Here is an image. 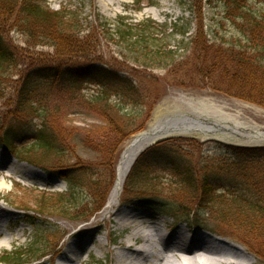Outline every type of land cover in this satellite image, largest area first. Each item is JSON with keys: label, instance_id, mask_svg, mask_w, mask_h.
I'll return each mask as SVG.
<instances>
[{"label": "rangeland", "instance_id": "1", "mask_svg": "<svg viewBox=\"0 0 264 264\" xmlns=\"http://www.w3.org/2000/svg\"><path fill=\"white\" fill-rule=\"evenodd\" d=\"M35 1L49 7L50 10L76 13L83 34L97 36L96 55L102 61L112 65L118 72L121 71L120 69L134 72L130 66L143 64L142 61L136 63L133 60L135 53L129 52L130 45L121 38L122 35L119 32L128 28H132L135 35L146 34L150 39L149 42L156 43L154 46L176 51L174 66L170 67L172 61L169 65L167 64L169 68L154 67L151 70H145L143 66H140L137 71L138 76L144 75L140 78L139 85L142 87L152 86L149 81V72L157 76L155 93H158L159 97L155 100L152 110H149L147 100L140 104H129L123 101L126 112L133 117L125 133L129 135L137 131L128 141L123 133L118 134L109 129L102 111L92 112L80 100L81 98L89 100L92 94L99 92L98 86L99 82H103L102 78H99L97 87H94L95 84L88 79L87 83L83 84V88L75 90L69 87L65 77L55 79V81L41 79L37 82L41 86L37 100H40V105L44 107L48 105L51 110L49 115H55L57 118L55 127L68 152L65 163L69 166L76 163L79 167L83 166V169L89 168L90 173L95 174L94 178L102 176L101 187L95 190V187L84 186L79 191V201L85 200L84 205L91 203L93 199H95L93 202L98 201L100 198L98 191L103 188L107 180H113L115 184L116 167L119 166L124 148L135 135L149 128L156 109L164 102H181L186 96L203 101L206 98L208 102L223 106L226 113L239 116L244 123L264 130V105L189 81L198 68L194 56H197L200 49V42L191 40L197 35L202 23L203 34L207 39L212 40L211 42L214 40L222 43L226 40L231 42L240 39L245 44L242 34L229 21H224L223 26H216V21L223 20L224 16V8L218 0H212L204 6L202 18H199L196 9L192 8L193 0ZM254 5L264 9V4L259 0H256ZM0 12L5 11L0 8ZM11 14L9 16V11L6 12L7 16L0 14V33L15 49L20 64L13 65L12 69L5 70L4 75L0 76L2 91L0 95V134L2 137L8 134L10 139L21 145L23 141L31 140L28 138L37 135L40 128L46 130L50 127L54 128V121L47 119V124H44L39 116L35 118L27 115L25 118H18L19 114L15 115L13 112V105L18 86L31 71L30 66L33 67L36 64L38 54L46 53L54 56L55 49L40 45L39 39L37 41L31 39L27 43L29 37H27L25 32L27 27L23 22L25 13L20 3L13 7ZM79 68L81 70L85 67L80 65ZM122 75L127 76L124 73ZM120 108L122 110L123 106ZM39 111L41 113V110ZM110 112L115 115L118 111L113 109ZM89 142L95 146L87 145ZM100 145L104 147L105 152L100 151L98 147ZM229 146L214 140L205 141L191 136H175L162 144L155 145L154 148L146 151L138 163L136 169H139L140 175H134L135 178H133L136 182L126 191L128 175L124 180L122 194L115 200L117 203L115 209L122 211L120 214H123L121 221H118L116 215L107 209L113 184L104 201V206L89 220L82 222L57 215L49 218L37 216L32 210H36V203L40 200L41 194L58 197L61 193L64 195L71 192V185L59 174L53 172L55 171L54 165H46V169L44 166L36 167L30 164L29 160L24 159L20 152L13 153L12 148L0 143V155L8 156L21 169L17 173H11L5 168L1 170L0 217L6 221L5 227L8 226L6 230L8 233L11 232L12 238L10 241L1 240L0 260L4 255L16 256L18 253L25 252L26 255L23 257L25 263L23 264H68L64 260V255L73 243L83 246L88 242L89 244L79 259L71 264H115L118 252L127 254L129 251L125 249L129 234L134 227L127 226L124 229L120 223L131 216L133 220L139 218L145 226L149 224L158 226L160 219H164L168 222V226L162 231L167 238L171 234L170 238L174 243H179L181 239L188 241L190 237L191 240L194 238L197 244L193 249L200 250V246L205 245L206 241H209L211 245L212 242L214 245L222 243L225 246L222 252L224 257L218 256V258L225 262L218 261L219 263L215 264H227L228 259L233 258L231 253L234 251H237V256L233 259L234 264H264L263 259L254 256L245 245H242L234 236L232 237L229 231L217 228L219 226V222L215 220L217 213L209 210L207 203L200 199L198 187L193 189L190 187L191 184L183 183L182 177L186 172L180 175L183 170H190L194 173L197 184L205 178H210L218 185V188L229 194L232 191L237 195L256 197V190L251 189L246 178L236 170L234 162L240 163L241 160L235 157ZM118 147L123 152L115 167ZM239 147L261 148L264 144L240 145ZM261 160H264V157ZM243 164H245L244 161ZM29 170L33 172L32 175H35V178L28 175ZM3 237L1 236L0 239ZM99 242L103 244L100 249L96 247ZM132 244L135 248H146L143 237ZM174 252H171L170 256L171 261L176 263L177 258L173 255H177V252ZM248 254L253 260L247 259ZM0 264L4 263L0 262ZM185 264L190 263L185 261Z\"/></svg>", "mask_w": 264, "mask_h": 264}, {"label": "trees", "instance_id": "2", "mask_svg": "<svg viewBox=\"0 0 264 264\" xmlns=\"http://www.w3.org/2000/svg\"><path fill=\"white\" fill-rule=\"evenodd\" d=\"M211 2L212 0H193L192 8L196 9L199 18L204 15V6ZM255 2L256 0H218V3L224 8V16L223 20L216 21V26H223L224 21H229L242 34L245 44L240 39L231 42L226 40L222 43H217L214 40L211 42L212 40L207 39L203 34L202 23L199 27L201 31L199 30L197 35H193L191 40L200 42V49L197 56H194L198 68L191 75L189 81L264 105V9L254 5ZM259 2L264 4V0H259ZM18 3L25 13L23 22L27 27L25 30L27 37L30 38L27 43L31 39L33 41L39 39L40 45L50 46L55 51L54 56H49L46 53L38 54L36 64L33 67L30 66L31 71L18 86L13 112L15 115L19 114L18 118H25L27 115H32L35 118L39 116L44 124H47V119L54 121V128L50 127L47 130L40 128L37 135L28 138L31 140L23 141L21 145L10 139L8 134L4 137L0 134V143L12 148L13 153L20 152L24 159L36 166H44L46 169V165H54L55 171L53 172L59 174L71 185V192L64 195L61 193L58 197L41 194L40 200L36 203V210H32L37 216L49 218L52 215H57L83 222L93 217V214L104 206V201L114 182L113 180L106 181L107 183L98 191L100 198L97 202H93L95 200L93 199L91 203L84 205L85 200L79 201V191L84 186L95 187V190L99 186L101 187L102 176L94 178L95 174L92 173V176L89 168L83 169V166L79 167L76 163L70 166L65 163L68 152L55 127L57 118L55 115H49L51 110L48 105L44 107L40 105V100H37L38 93L41 91V86L37 82L41 79L55 81V79L65 77L69 87L75 90L83 88V84H86L88 79L92 80L95 84L94 87H97L99 78H102L103 82H99L98 86L99 92L92 94L89 100L82 98L80 100L90 111L99 113L102 111L109 129L118 134L123 133L124 138H127L136 131L129 135L125 133L133 117L129 112H126L123 101L129 104H140L147 100L146 104L148 103L149 110H152L155 100L159 97L158 93H155L157 76L149 72V81L152 86L142 87L139 84L141 75H144L138 76L137 71L140 66H143L145 70H151L154 67L169 68L167 66L172 61L170 67L174 66L176 51L154 46L156 43L149 42L150 39L146 34L135 35L132 28H128L119 32L122 35L121 38L130 45L129 52L135 53L133 60L136 63L142 61L143 64L127 65L134 69L135 73L124 69H120L121 71L118 72L112 65L102 61L96 55L97 36L83 34L76 13L50 10L49 7L37 3L35 0H0V8L5 11L0 14L7 16L6 12L9 11V16L12 15L13 7H16ZM16 57L15 49L12 48L9 40L0 33V76L4 75L5 70L12 69L13 65L20 64ZM126 63L129 64V62ZM80 65L85 68L80 70ZM120 106H123L122 110ZM113 109L118 111L115 115L110 112ZM87 145L95 146L91 142ZM98 147L100 151L105 152L103 146ZM117 150L115 167L121 151L119 147ZM231 150L235 157L241 160L240 163L234 162L236 170L246 178L251 189L256 190V197L241 196L232 191L229 194L218 188V185L210 178H205L197 184L194 173L190 170H183L180 175L186 172L182 177L183 183L191 184L190 187L193 189L198 187L200 199L207 203L210 207L209 210L217 213L215 218L219 222V226L216 225L217 228L229 231L232 237L234 236L242 245H245L254 256L264 260V160H261L264 157V147H232ZM137 166L134 167L126 181V191L136 182L133 178L140 175L139 169H136ZM25 255V252L18 253L16 256L8 254L4 255L1 260L7 264H22Z\"/></svg>", "mask_w": 264, "mask_h": 264}, {"label": "bare ground", "instance_id": "3", "mask_svg": "<svg viewBox=\"0 0 264 264\" xmlns=\"http://www.w3.org/2000/svg\"><path fill=\"white\" fill-rule=\"evenodd\" d=\"M175 136L198 137L205 141L208 139H219L228 144L233 143L246 146L264 144V130L244 123L240 120L239 116L226 113L223 106L208 102L206 98L203 101L186 96L182 98L181 102H164L156 109L149 128L133 137V140L125 148L121 157L117 168L118 172L115 184L110 192L107 207V209H110L116 215L118 221H121L123 214H120L122 211L115 209L117 204L115 200L122 194L125 184L124 180L138 156L155 140ZM3 168L8 169L11 173L21 171L18 165L13 163L8 156L0 155V175ZM28 173V175L36 177L32 175L33 172L31 170ZM0 198H2V195H0ZM128 220L126 219L120 224L124 229L127 226L134 227L131 234H129L128 244L125 249V251H129L127 254L118 252L115 264H185V261H188L190 264H194V262H197V264H215L219 263L218 261L225 262L218 258V256H223V249L225 250V246L222 243L214 245L212 242L211 245L209 241H206L205 245L200 246V250L193 249L197 244L194 238L192 240L191 237L189 238L191 240L190 243H187L189 240L185 241L184 239H181L179 243H174L170 238L171 234L167 238L166 234L162 231L163 228H167L168 226V222L164 219H160L161 222L158 223V226L150 224L145 226L139 218L133 220L131 216H129ZM2 223L3 219L0 217V237L4 236L0 239V246L2 245L1 240L7 239L10 241L12 238L11 232L9 231L8 233L6 230L8 226L5 227L6 225ZM6 233L8 235H5ZM142 237L145 239L146 248H135L132 243H136ZM217 239L221 241L219 238ZM87 244L89 243L86 242L83 246H80L73 243L70 250L64 255V260L68 264L74 263L75 260L79 259ZM96 247L102 248V242L96 244ZM174 251L177 252V255H173L177 258L176 263L171 261L170 256V253ZM236 252L231 253L233 258L228 259L227 264L235 263L233 259L234 256H237ZM247 259L249 261L253 260L250 254H248Z\"/></svg>", "mask_w": 264, "mask_h": 264}]
</instances>
